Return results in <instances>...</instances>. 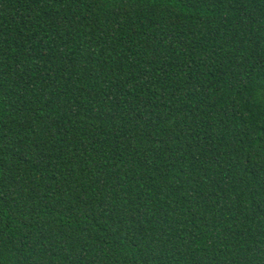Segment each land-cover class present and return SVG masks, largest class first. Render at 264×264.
<instances>
[{
  "label": "trees",
  "instance_id": "trees-1",
  "mask_svg": "<svg viewBox=\"0 0 264 264\" xmlns=\"http://www.w3.org/2000/svg\"><path fill=\"white\" fill-rule=\"evenodd\" d=\"M0 264H264V0H0Z\"/></svg>",
  "mask_w": 264,
  "mask_h": 264
}]
</instances>
